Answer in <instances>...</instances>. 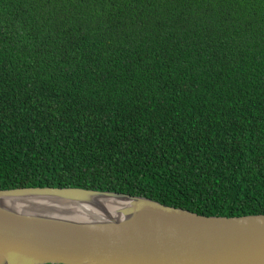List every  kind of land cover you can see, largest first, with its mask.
Returning <instances> with one entry per match:
<instances>
[{"label":"trees","instance_id":"obj_1","mask_svg":"<svg viewBox=\"0 0 264 264\" xmlns=\"http://www.w3.org/2000/svg\"><path fill=\"white\" fill-rule=\"evenodd\" d=\"M264 214V0H0V190Z\"/></svg>","mask_w":264,"mask_h":264},{"label":"water","instance_id":"obj_2","mask_svg":"<svg viewBox=\"0 0 264 264\" xmlns=\"http://www.w3.org/2000/svg\"><path fill=\"white\" fill-rule=\"evenodd\" d=\"M0 264H264V214L82 188L0 190Z\"/></svg>","mask_w":264,"mask_h":264}]
</instances>
